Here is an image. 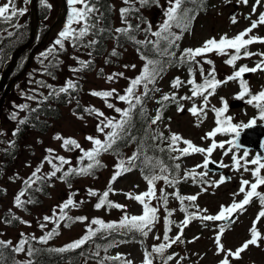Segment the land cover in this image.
Listing matches in <instances>:
<instances>
[{
  "label": "rangeland",
  "instance_id": "rangeland-1",
  "mask_svg": "<svg viewBox=\"0 0 264 264\" xmlns=\"http://www.w3.org/2000/svg\"><path fill=\"white\" fill-rule=\"evenodd\" d=\"M30 0H14L17 9H25L24 16L29 12ZM8 0H0V6L6 4ZM116 7V15L118 20V26L123 27L120 10L128 7L124 4L123 0H113ZM46 3L50 5V16L41 22V25L50 26L58 14L60 13V5L58 0H46ZM161 6L155 8L156 10L148 13V23L152 25V30H158L159 26L165 19L163 9L168 6L167 0L160 2ZM256 5V0H248L245 5L238 0H231L228 3L227 0H214L213 7L208 10L205 15H201L196 20L194 28L190 32H182V47L199 48L203 46L206 40L215 38L219 40L222 36L232 38L233 35L243 32L249 28L253 21L258 19L261 13H264V0H260V4L256 5V11L253 12V6ZM236 6L239 8L236 9ZM236 13V23L232 22L231 16ZM70 14V12H69ZM21 15V16H23ZM18 17V16H17ZM23 20L24 18H20ZM73 27H79V25H73ZM178 30V29H177ZM60 31V29H59ZM59 31L56 33L58 34ZM250 36H257L264 38V24L258 25L250 34ZM151 37V36H150ZM245 39H248L246 36ZM234 50L229 49V55H218L216 52L208 53L206 56L197 57L196 60L200 61V64H195L192 68L193 75L197 83H201L203 77L200 73V67H203L204 75L207 76L209 71L214 67L217 80H225L227 77L232 76L233 73L243 65H247L249 68L256 67V64L261 61L260 55H252L250 57H243L244 49L241 50V57L235 62V67L225 63ZM247 51L251 53H264V44L253 43L247 47ZM76 56V55H75ZM78 57L82 60H86L90 57L83 51L78 54ZM205 60H211L212 64L204 63ZM58 63H53L52 67H56ZM128 67H125V66ZM135 65V68L131 67ZM145 66V61L141 59L137 50L130 46L121 49L118 55L105 56L97 61V68L93 72H86L83 70L74 72L72 69L80 68V64L76 61H70L65 65L64 73L53 75L52 70H46L45 73V86H41L38 82L39 74L34 78V82L31 83L28 80V84L21 81L19 87H23L22 92L18 97L16 91L10 93L8 97V106L12 109V112L7 114L6 124L4 129L0 132L1 136H5L8 140L18 130L19 121L26 116V108L18 106L32 105L31 102L35 98L41 96L43 93L48 92L49 86L54 85L59 89L66 86V82L71 80L79 85L78 95H74L69 105L61 110L60 116L51 121L48 132L45 134H31L29 139L25 141V150L23 153L10 162L8 168H2L0 163V186L6 191V197L3 200L2 207L0 209V240L10 241L11 246H16L22 239V234L29 238L31 245V237L35 236L40 238L46 233L55 229L53 223H47L43 229L40 224L45 223V216H53V210L58 205L63 204L70 197L75 201H83L78 203L77 207L67 210V214L70 217H87V221L80 222L74 221L69 226L67 221L61 222L58 229V235L53 236L48 242L54 243V245L60 249L66 245L71 244L74 241L81 239L86 234L88 227L96 228L98 226L91 225V220L99 218L105 222H119L122 220L125 212L128 216H139L142 214V206L133 199L126 197L127 193L132 195L141 194L149 190V186L146 180L143 178L145 173L140 170L133 169L132 171L121 175L111 187L115 190L114 194L109 195V200L120 205H125L124 211L117 208H101L96 209L99 196H90L89 189L96 190L98 193H103L109 187V181L112 178L114 169L120 159H127L130 155L127 153L122 158H117L113 155H107L103 153L101 155V162L104 165L100 170L95 171L92 175H71L65 180L60 179L62 173H57L56 177L47 179L50 181V196L47 197L42 204L32 208L29 212H25L21 208L14 206V200L16 196L23 190L25 181L33 176V173L41 167L42 161H45V157L51 156H63L70 160L71 163L63 166L64 171H68L72 167L79 168L86 166L88 161L85 159L83 164L80 163L82 153L79 149H74L69 146L70 150H66L62 147V141L55 139L57 135L64 138H74L83 149H91L93 145L91 142L85 139L87 136H93L104 140L103 134L97 131L98 122L104 117H97L92 114L89 115L84 110L86 108H96L100 112L104 113L105 117L119 119L114 109H110L106 106V102L90 93L92 91H104L116 89L117 93L123 95L125 89L129 86V81L135 79L141 74L142 68ZM190 69L178 68L176 70H170L168 75L163 79H158L156 86L159 91L156 92L155 97L158 98L163 91H169L171 94H175L177 97L176 106L172 108L168 114L166 120H161L156 124L157 128L164 129L168 133V137L172 133L181 135L184 139L192 141L195 145L208 148L211 144L209 140H202L206 131L210 128H215V113L211 110L213 107L221 108V98L226 100L228 104L227 116L233 118L234 124H247L255 115L254 106L247 103V106L238 109L231 110L229 103L236 99V95L241 91L238 80H230L227 83L219 86L216 89L214 95L208 97V110L206 118L203 120L193 116L189 113L188 109L196 104L201 105L203 97L181 100V97L191 96V85L187 83L190 77ZM114 73H123V76H117L114 81L109 82L107 77ZM51 76V78H50ZM179 78L183 83L179 88H172V83L176 78ZM251 94H257L264 91V75L259 73V70L254 72L251 79L245 80ZM151 86V85H150ZM41 90V91H36ZM142 92L143 89L141 88ZM28 97H34L29 99ZM248 97H245L247 100ZM108 102L113 103L116 107L121 109L127 108V105L120 102L115 97L111 98ZM178 102V103H177ZM178 104L183 105L184 111L178 112ZM156 105L155 101L151 102V106ZM76 113V115H74ZM15 114V119L12 118ZM83 116V119L78 118ZM261 120L258 119L257 123ZM199 123V127H197ZM110 131V129H105ZM231 136L218 134L215 139L217 142L226 141ZM179 147L183 148L181 143ZM228 145H226V148ZM54 150L53 153H49L47 150ZM238 156H242L245 150L234 149ZM223 149H216L211 159L214 161H222L228 167H224V171L228 172L231 176V180L221 184L219 187H214L216 181L220 179L223 174H217L209 172L207 176L201 180L199 177L197 180L185 179V173L193 169L196 165L203 162L202 154H194L185 156L180 160H175L174 165L179 163L180 169L178 172L169 169L174 175L178 176L179 182L174 187L165 185L163 180L156 183V196H161V189L168 194L167 197V209L172 210L171 217L168 216L167 211L163 205V202L158 199L151 201L152 206H157L159 211L157 213L159 219L155 225L151 228L146 237L139 233L133 234L129 232L126 234V238L121 237L118 234H113L111 237L104 233V236L97 238L96 241L90 240V252L83 258L79 264H121L120 260L104 259L105 257H116L118 255L125 258L127 261H132L133 264H143L145 259V251L151 252L154 246L161 243H166L163 240V236L168 228L166 221L171 219L173 224L171 225V231L167 232L170 238H174L179 232L178 225L185 218V213L180 210V202L172 195L175 191H179L181 196L197 195L198 199L195 202L200 209H207L206 215H216L221 205H230L233 202V193L238 192L240 188V181L248 180L255 182L251 172H245L243 168L239 171L233 170L232 165V153L227 156L223 154ZM248 160L253 159L256 155L254 151L249 152ZM174 155H179L175 153ZM155 161H159L154 159ZM57 162V161H54ZM58 163V162H57ZM249 168H255L254 165L249 164ZM53 171L51 165L44 162L42 170L39 175L45 177L46 174ZM198 172H203L204 169H197ZM159 170L157 169V173ZM261 175L264 176V169L261 170ZM70 185V186H69ZM203 188H207V191H203ZM258 191L264 192L263 186ZM243 194L235 197L236 201H241ZM188 204V202H185ZM190 211H195V208H190ZM264 210L258 200H253L242 213H238V218L231 226H227L226 231L221 237V243L224 246L225 251L232 250L233 252L239 248L245 241L250 239V229L253 227V222L257 221L258 214ZM8 215L11 220L10 223H5L4 215ZM12 217H19L20 219H13ZM21 220L27 223H22ZM220 222H204L198 219H194L183 230V236L181 242L172 244L170 248H167L164 256H174V259L168 261V264H220V261L224 258V253L217 254V246L215 243V237L218 231V224ZM206 225V226H205ZM256 229L264 237V217H260L256 223ZM101 233V232H100ZM161 237L157 240L155 237ZM198 237V239H197ZM107 239V240H106ZM108 241V242H106ZM99 245V248L97 247ZM29 245H25V251L17 253L19 258L26 260L29 258L27 255V249ZM32 247V246H31ZM105 249H107L105 251ZM99 252V255L96 253ZM230 264H264V238L260 241V246H249V248L241 254L240 259H233L228 257ZM153 264H162L159 257H155Z\"/></svg>",
  "mask_w": 264,
  "mask_h": 264
},
{
  "label": "snow or ice",
  "instance_id": "snow-or-ice-1",
  "mask_svg": "<svg viewBox=\"0 0 264 264\" xmlns=\"http://www.w3.org/2000/svg\"><path fill=\"white\" fill-rule=\"evenodd\" d=\"M40 2L46 6L50 7L46 3V0H40ZM124 4L128 5V7L122 8L120 10V15L122 19V23L126 25L123 28L115 29V32L126 36L129 40L133 41L135 44L140 45L141 47H147L151 45L152 51L155 53L156 58H150L143 53H141V59L145 61V66L141 70V74L137 76L135 79H131L129 81V86L125 89L124 94L121 95L117 93L116 89L104 90V91H92L90 94L93 96H97L103 99L106 102V106L110 109H114V111L119 114V119L105 117L103 112H100L98 109L86 108L84 111L89 115H96L97 117H104V119L100 120L97 125V131L104 135L105 139L101 140L99 138L93 136L85 137L86 140L91 142L93 147L91 149H83L81 145L74 138H64L60 135H57L55 139L62 141V147L66 150H70L69 146L74 149H79L82 153V157L80 158V163L83 164V161L86 159L88 161L86 166H81L79 168L72 167L68 171L63 170L64 165H68L71 163L70 160L66 159L63 156H51L45 157V161H42L41 167L38 168L33 176L26 180L25 189H31L34 185L37 184L38 181H42L44 179H51L52 177H56L57 173H62V176L59 177L62 180H65L68 176L71 175H92L93 172L103 167L101 160L99 157L110 150H114L113 146L117 144V142L125 137L131 136V128L133 127L134 116L136 115H144V98L149 96L150 92L159 91L158 88L155 87L157 80L162 76L164 67L169 61L175 59L177 63H192L200 64V61H197V57L206 56L208 53L216 52L218 55H229L228 50H234L230 55V58L225 61L226 64L235 67V62L242 58L241 50L244 49L243 57H250L252 55H260L262 57L261 61L256 64V67L249 68L247 65H243L236 70L232 76L227 77L225 80H217L215 68L213 67L207 76L204 75L203 67H200V73L203 77L201 83H197L192 69L190 68V79L187 81L192 87L190 89L191 96L181 97V100H188L198 97H203V102L201 105L197 106L193 104L191 108L188 109L189 113L198 119L203 120L206 118L207 110H208V97L214 95L216 89L227 83L230 80H238L240 84L241 91L236 95V99L244 100L245 97H248L246 103L253 105L257 108L259 113V119L264 121V91H261L257 94H251V90L249 89L247 82L244 80V74L248 72H256V71H264V53H251L247 51V47L253 43H262L264 44V38H260L257 36H250L249 34L258 27L260 24H264V13H261L258 16L256 21H253L249 28L245 29L243 32L237 34L235 37L229 38L227 35L222 36L219 40L215 38H211L206 40L203 46L199 48H188L183 51L181 56L176 57L175 48H178V41L182 39L181 34H177L172 31L174 27L179 28L181 33L188 30L189 23L193 18V13L187 7L189 3H195L196 0H167L168 6L163 9L165 19L159 26L158 30L153 31L152 25L150 23L147 24V27L144 29L146 33V39L143 41H139L135 39L133 33L134 29L131 24L128 23V16L131 12H138L139 9L134 5L135 3H139L141 6H149L151 4L159 5V0H123ZM228 3H231V0H227ZM238 2H242L245 5L248 3V0H238ZM68 5L70 6V14L67 18L66 26L64 30L59 33V38L54 42L56 46H59L60 49L64 48V41L70 40L72 42V46L76 47L77 44L87 35L90 34L91 29L96 27V24L92 23L94 19L98 21V18L94 16V14L99 12V9L96 7V4L92 2V0H67ZM260 4V0H256V5ZM256 5L253 6V12L256 11ZM162 7V6H161ZM25 9H17L14 3V0H8L6 4L0 6V21L5 23L11 22L15 17L21 16L24 14ZM232 22L236 23V17L233 16ZM73 25H79L80 27H73ZM16 28H19L20 25L14 24ZM139 30V29H137ZM100 32H103L104 29H99ZM12 35V33H9ZM151 35L155 39L149 40L147 36ZM248 39H245V37ZM97 43L96 40H90L87 42V47L94 46ZM51 51V50H50ZM111 55L116 56L118 53L113 50ZM166 58V59H164ZM80 64V68L72 69L74 72L82 70V68L87 67L89 62L86 61H78ZM204 63L212 64L211 60H205ZM125 67H128L127 65ZM131 67L135 68V65ZM117 76L122 77L123 73H114L113 75L107 77L109 82L115 80ZM182 81L177 77L173 83L172 88H179L182 85ZM152 86L151 88L149 86ZM51 87V86H49ZM77 84L73 81L69 80L66 82V86L60 87L59 89L53 88L50 95L57 96L60 93H68L69 90H76ZM143 89L141 92L140 89ZM115 97L120 102H123L127 105V108L121 109L116 107L113 103L108 102L111 98ZM29 99H34V97H28ZM173 101L176 102V95L173 94H164L159 101L158 104H161V108L157 109V114L155 117L147 118L149 128L146 129V132L150 130L151 125L158 124L162 120L163 113V104L164 102ZM222 107L215 108L213 107L211 110L215 113V124L216 127L205 134L202 137V140H211V144L208 148H204L201 146L195 145L192 141L184 139L181 135L172 133L169 140L168 151L179 153V155H175L170 157L172 160H180L185 156L194 155V154H202L204 159L203 162L199 165H196L193 169L187 171L185 173V179L197 180L199 177L201 180L203 177L207 176L210 170V165H215L218 168L228 167L222 161H214L211 159L213 152L216 149H223V154L227 156L229 153H232V165L231 167L235 171H239L241 168L245 172L250 171L252 176L254 177L255 182H250L248 180L240 181V188L238 192L233 193V202L230 205H221L220 210L216 215H206L207 209H200L199 206L195 203L198 199L197 195L191 196H181L179 191H175L172 195L180 202L181 208L180 210L185 213V218L178 225L179 232L175 235L174 238H170L167 235L168 231H171V225L173 221L168 219L166 221L168 228L163 236V240L166 243H161L153 247L151 252L145 251V259L143 264H153L154 258L159 257L162 261V264H168V261L174 259V256L169 255L167 257L164 256V253L167 248H170L172 244L177 242H181V237L183 236V230L186 226L190 224V222L194 219H198L204 222H221L218 224V231L215 237V243L217 246V254L224 253V258L220 261V264H230L228 257H232L233 259H240L241 254L244 253L249 246H260V241L262 235L256 229V223L258 222L260 217H264V210L260 211L258 214L257 221L253 222V227L250 231V239L245 241L239 248H237L234 252L232 250L225 251L223 244L221 243V237L226 231L227 225L233 221V218L238 214L242 213L246 210V207L255 199L258 200L262 208H264V192L258 191L261 186H264V176L261 175V170L264 169V156L257 154L253 159L248 160L247 157L249 155L248 151L245 150L242 156H238L233 150L239 149L242 146L239 143L240 132L245 128H251L255 126L256 119H252L247 124H234L232 123L233 118L231 116H227L226 113L228 111V104L226 100L221 98ZM178 103V102H177ZM21 108H27V105L18 106ZM139 109V111H137ZM178 112H183V105L178 104L177 107ZM76 115V113H74ZM15 119V114L12 116ZM78 118L83 119V116H79ZM20 124L25 123L24 120L19 121ZM199 127V123L196 125ZM105 129H110V131H105ZM218 134H224L231 136L230 139L226 141L217 142L215 137ZM15 135V133H14ZM152 141H163L165 139L164 134L162 132H155L149 137ZM183 144L184 147H179L180 144ZM226 145L228 147L226 148ZM165 149L161 148L160 151H164ZM50 154L54 152L52 149L47 150ZM144 156V159L141 163L144 165V168L147 170L144 175V179L146 180L149 190L147 192L132 195V193H127L126 197L128 199H133L137 201L142 206V214L139 216H128L125 212L122 220L119 222H105L102 219L95 218L91 220V225L98 226L96 228L88 227L86 229V234L79 240L72 242L71 244L66 245L64 248L60 249H49V251L56 252H65L72 251L75 249L81 248L88 241L92 240L98 232H102L105 234H111L113 231L122 232H136L146 237L151 230V228L155 225L157 220L159 219L157 213L159 208L157 206H152L151 201L153 199H158L163 202V205L167 211L169 217L172 216V210L167 209V197L168 194L161 189V196L158 198L156 196V183L157 181L163 180L165 185L174 187L176 183L179 182L178 176L174 175L172 171L169 170V167L161 161H155L154 158H148L143 148L141 147L136 153H134L131 157L127 159H120L114 169L111 180L109 181V187L102 194L98 193L96 190L89 189L88 193L90 196H99L97 203L95 204L96 209H101L104 207L107 208H117L122 211L126 209L125 205H120L113 201L109 200V195L114 194L115 190L111 187L113 183L123 174H126L132 171L136 166V162L140 160L141 156ZM57 161V162H54ZM44 162H47L51 165L53 171L46 174L45 177H41L39 175L42 170V165ZM249 164L254 165L255 168L250 169ZM203 168V172H198L197 169ZM157 169L159 172L157 173ZM174 169L176 172L180 169V164L177 163L174 165ZM230 180V177H226L224 175L220 176V179L215 182L214 187H219L221 184L226 183ZM70 186V185H69ZM26 190L21 191L14 200V206L16 208H21L26 210L25 206L30 203H34L35 201L31 196L27 200L24 199L26 195ZM36 191H40L41 188L37 187ZM203 191H207V188H203ZM243 194V199L241 201H236L235 197L237 195ZM188 202L186 204L185 202ZM78 203H83V201H75L73 198L67 199L63 204L58 205L56 209L53 210V216H45V223L40 224V227L43 229L46 227L47 223H53L55 225V229L51 232L46 233L44 236L40 238H36L35 236L31 237V240H36L38 243L47 244L53 236L58 235V231L56 229L59 228L60 223L67 221L69 226L74 221L85 222L87 221V217H70L67 214V210L70 208L77 207ZM190 208H195V211H190ZM13 219H20L19 217H12ZM11 220H5V223H10ZM22 223H27L26 221L21 220ZM206 226V225H205ZM157 240L161 239V237H155ZM198 239V237H197ZM28 244L29 247L27 249V255L31 258L34 256L35 252L38 251L33 249L30 245L29 238L22 234V239L20 243L16 246L11 247V251L14 253H20L25 251V245ZM11 245L10 241L0 240V264H4L3 260V249L7 248ZM99 248V245H97ZM107 249H105L106 251ZM99 255V252L96 253ZM104 259H114L120 260L121 264H133L132 261H127L122 256L118 255L116 257H105ZM16 264H34L32 259L23 262H16Z\"/></svg>",
  "mask_w": 264,
  "mask_h": 264
},
{
  "label": "trees",
  "instance_id": "trees-1",
  "mask_svg": "<svg viewBox=\"0 0 264 264\" xmlns=\"http://www.w3.org/2000/svg\"><path fill=\"white\" fill-rule=\"evenodd\" d=\"M160 1V0H159ZM93 3L96 4V7L99 9V12L94 14L95 17L98 18V21L94 19L92 23L96 24V27L91 29L90 36L93 37L97 43L95 44L94 48V55L100 56L105 52L106 49V42L108 38H110L111 35V28L113 23V14H114V8L111 0H92ZM156 4H151L149 6H141L139 4L138 9L140 10H147L150 9L151 6ZM211 5V0H196L195 3H189L187 4V7L191 10L193 13V18L191 19L189 23L190 28L193 25V20L195 17V14L200 10L204 11L208 8V6ZM141 12L139 11V14ZM137 19V20H136ZM144 20V17H141L136 12V18L132 17L131 25L134 29L133 33H130L131 35L135 36V39L137 38V29H138V21ZM0 23V44L2 45L0 47L1 57L3 59V62L9 63V60L11 58V54L13 51L20 46L21 44L25 43L29 36V25L25 24L21 26L19 29H17L15 32L12 33V35H2L1 32L6 28L5 26H9V23ZM99 29H104L103 32H100ZM117 46H123L126 44H134L133 41L129 40L126 36L118 35L115 37ZM178 43V42H177ZM141 51L143 54L150 58H156L155 53L151 49V45L147 47H141ZM175 55L176 57L181 56L183 53V49L180 47L175 48ZM21 59V58H20ZM166 59V58H164ZM94 62L92 63V67H94ZM166 65H172L174 67L178 66H187L188 68H192V63H177L175 59L172 61H169ZM69 95V94H68ZM64 96L61 95L60 98ZM71 96V95H70ZM50 100H46L42 106H36L34 112L32 115L35 117H38L39 114H42L44 116L58 118L60 116V109L58 104L64 105L67 103L68 99H60L57 98L54 95H50ZM139 111V109L137 110ZM151 118L148 114L147 110H145L144 115H136L134 116L133 120V127L131 128V136L125 137L124 139H121L117 142L116 145L113 146L114 150H111V152L118 153L128 146L132 145L135 147V153L142 147L144 152L146 153L148 158L158 157L161 159L165 164H170V152L168 151V148L165 145V141H152L149 137L153 134V131L150 127V130L146 132V129L149 128L148 119ZM29 120L24 124V127H27L29 125ZM35 129L40 130L41 132H47L49 128V124L44 121L42 123H34L33 125ZM152 126V125H151ZM165 149L164 151H160V149ZM144 159V156L142 155L140 160L137 162L138 168H144L140 162ZM41 190L39 191L40 194H37V191L35 189L29 190V196L32 197V199L35 201L32 204H37L41 200V195H46L48 193L47 190H45L44 186L40 187ZM4 191L0 189V198L3 196ZM1 206V204H0ZM89 248V243L83 245L79 249H75L72 251H65V252H56V251H49V249H56L55 246L48 244H36L35 249L38 250L35 252L34 256L32 257V260L34 261V264H78L83 257V255L87 254V250ZM3 260L4 264H16V262H21L18 260L16 253L11 251V246L4 248L3 250Z\"/></svg>",
  "mask_w": 264,
  "mask_h": 264
},
{
  "label": "water",
  "instance_id": "water-1",
  "mask_svg": "<svg viewBox=\"0 0 264 264\" xmlns=\"http://www.w3.org/2000/svg\"><path fill=\"white\" fill-rule=\"evenodd\" d=\"M59 2V0H58ZM63 2V14L62 16L58 19V21L55 23L54 27L59 25L63 18H64V15L65 13L67 12V5H66V0H62ZM59 5H60V2H59ZM32 13L33 15L35 14L36 12V9H37V0H32ZM60 11H61V5H60ZM57 31V30H56ZM29 45V44H28ZM28 45H25L23 47H21L20 49H18L14 56H13V61L11 63V66L9 67L7 73L5 74V76H7V74L9 73V71L11 70V68L14 66L15 62H16V59H17V56L28 46ZM233 106L235 105H238L239 104V101H234L233 103ZM248 132L254 134L256 137H257V140L255 142H250L248 145H244V146H247L248 148H256V149H259V153H261L260 149H261V146L264 142V125L263 126H260V127H255V128H251L248 130ZM244 142V140H243ZM211 169L215 168L213 166L210 167Z\"/></svg>",
  "mask_w": 264,
  "mask_h": 264
}]
</instances>
